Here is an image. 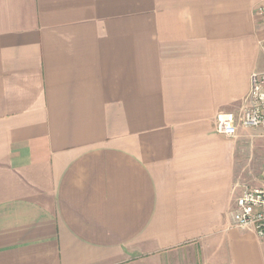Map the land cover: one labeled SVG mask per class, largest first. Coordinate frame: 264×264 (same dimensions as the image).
Returning a JSON list of instances; mask_svg holds the SVG:
<instances>
[{"label":"crops","instance_id":"crops-1","mask_svg":"<svg viewBox=\"0 0 264 264\" xmlns=\"http://www.w3.org/2000/svg\"><path fill=\"white\" fill-rule=\"evenodd\" d=\"M263 3L0 0V264H264L230 219L259 128L216 130Z\"/></svg>","mask_w":264,"mask_h":264},{"label":"built area","instance_id":"built-area-1","mask_svg":"<svg viewBox=\"0 0 264 264\" xmlns=\"http://www.w3.org/2000/svg\"><path fill=\"white\" fill-rule=\"evenodd\" d=\"M256 13L264 32V3L257 7ZM260 48L264 54V37L260 40ZM238 125L259 128L264 136V71L252 73L250 90L242 109L238 114L220 113L216 130L234 138L238 133ZM230 219L233 227L252 231L264 240V166L260 184L243 188L236 199L235 208L230 212Z\"/></svg>","mask_w":264,"mask_h":264},{"label":"rangeland","instance_id":"rangeland-1","mask_svg":"<svg viewBox=\"0 0 264 264\" xmlns=\"http://www.w3.org/2000/svg\"><path fill=\"white\" fill-rule=\"evenodd\" d=\"M256 133L262 140V156H261L262 158L261 160H258L257 158L255 163H251V165H249L248 164V154L246 153L247 157L244 158L246 160L245 161V177H246V185L249 187H255L258 185L262 171H263L262 165H264V163H262L263 153H264V136L262 135V132L260 131V129H257ZM260 139L256 138V141H259Z\"/></svg>","mask_w":264,"mask_h":264}]
</instances>
